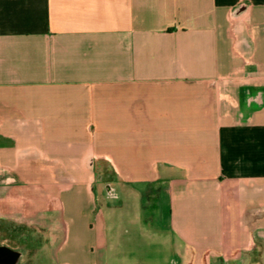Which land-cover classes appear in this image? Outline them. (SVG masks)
Here are the masks:
<instances>
[{"label": "crops", "instance_id": "0c3cea01", "mask_svg": "<svg viewBox=\"0 0 264 264\" xmlns=\"http://www.w3.org/2000/svg\"><path fill=\"white\" fill-rule=\"evenodd\" d=\"M0 264H264V0H0Z\"/></svg>", "mask_w": 264, "mask_h": 264}, {"label": "rangeland", "instance_id": "374dc122", "mask_svg": "<svg viewBox=\"0 0 264 264\" xmlns=\"http://www.w3.org/2000/svg\"><path fill=\"white\" fill-rule=\"evenodd\" d=\"M47 213V212H46ZM56 213H57V208H56V204L54 203V204H52V207L50 208V210L48 211V214H45V217H43L44 219H40V222H38V226H40V228H44V227H46L47 226V224H48V220L49 221H51V219L54 217V215H56ZM51 215V216H50ZM21 225H23V224H21ZM20 224H18V226L20 227L21 226ZM18 227V228H19ZM25 227H27L26 225H25ZM51 230L52 229H54V230H60L59 231V236H58V238L56 239V244L59 242V240H60V238H61V236H62V230H61V227L58 225V224H55V225H53L51 228H50ZM15 230H17V229H15ZM49 230H46V232H48ZM46 235H47V233H46ZM46 237V236H45ZM45 241L43 242V243H48V239H47V237L44 239ZM13 242H14V244H17V245H19V246H22L23 248L24 247H30L31 249H33V247L35 246L34 245V243L36 244V241L34 240V239H32V240H23V239H19V240H17V239H14L13 240ZM39 243H41L40 241H39ZM43 243H41V245L43 244ZM50 243V242H49ZM53 244V243H52ZM33 253L30 251V253H29V255H28V258H30V259H32V258H36L35 256H33L32 255Z\"/></svg>", "mask_w": 264, "mask_h": 264}]
</instances>
